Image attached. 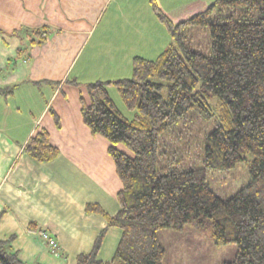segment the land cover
Returning <instances> with one entry per match:
<instances>
[{"label": "trees", "instance_id": "16d2710c", "mask_svg": "<svg viewBox=\"0 0 264 264\" xmlns=\"http://www.w3.org/2000/svg\"><path fill=\"white\" fill-rule=\"evenodd\" d=\"M148 2L173 42L155 60L134 57L131 77L87 85L90 104L82 107L84 123L111 143L108 152L123 185L116 215L92 205L87 211L102 214L109 227L122 231L113 262L164 264L167 253L159 232L183 231L195 223L210 226L216 240L237 244L236 258L224 264H264V0H215L177 24L157 0ZM193 27L209 28L208 54L186 44ZM51 33L48 26L28 29V47L44 45ZM111 86L134 113L131 118L118 109ZM16 87L0 88V95L9 96ZM211 96L225 100L231 125L208 135L206 169L161 172V158L167 154L161 150V136ZM25 152L39 163L59 155L45 129L28 141ZM243 161L250 182L231 198H221L205 171L232 170ZM106 234L107 229L99 233L77 264H108L98 259ZM12 240L0 242V264H24L11 248Z\"/></svg>", "mask_w": 264, "mask_h": 264}, {"label": "crops", "instance_id": "0c3cea01", "mask_svg": "<svg viewBox=\"0 0 264 264\" xmlns=\"http://www.w3.org/2000/svg\"><path fill=\"white\" fill-rule=\"evenodd\" d=\"M135 2L0 0V88L17 86L0 95V242L13 238L24 264H77L105 229L98 259L116 264L122 231L87 207L116 215L123 185L111 143L92 134L82 107L90 104L89 83L131 77L133 58L154 51V12L148 0ZM157 2L164 11L166 0ZM134 11L143 13L139 21L130 19L138 17ZM44 26L52 29L48 41L28 47L27 30ZM41 129L59 150L51 162L25 152ZM44 232L57 242L55 251Z\"/></svg>", "mask_w": 264, "mask_h": 264}, {"label": "rangeland", "instance_id": "374dc122", "mask_svg": "<svg viewBox=\"0 0 264 264\" xmlns=\"http://www.w3.org/2000/svg\"><path fill=\"white\" fill-rule=\"evenodd\" d=\"M135 1L141 5L144 0ZM214 1L166 0L162 12L177 24L206 10ZM134 14L138 17L130 15V19L139 21L143 13ZM147 17L144 16L145 22ZM149 22L155 41L154 51L150 52L147 60H155L173 41L155 14L153 18L150 16ZM187 37L186 44L192 49L204 54L209 53L211 36L208 27H193L187 32ZM153 80L160 81L158 78ZM110 92L118 109L127 118H131L134 113L123 104L117 90L110 89ZM230 120L231 114L223 98L206 97L203 105L191 109L185 118L161 136V150L167 154L162 155L159 170L165 173L176 167L206 169L207 137L218 126L228 129L231 125ZM205 173L211 189L223 199L231 198L250 182L248 165L245 161L232 170L207 169ZM159 238L167 253L164 264H224L233 261L238 251L236 243L216 240L210 226H200L195 223L187 225L183 231L162 229ZM116 264L121 263L117 261Z\"/></svg>", "mask_w": 264, "mask_h": 264}, {"label": "built area", "instance_id": "2783aa9c", "mask_svg": "<svg viewBox=\"0 0 264 264\" xmlns=\"http://www.w3.org/2000/svg\"><path fill=\"white\" fill-rule=\"evenodd\" d=\"M42 237L45 241H47L49 243V246L53 249V251H55V249H57V242L55 241V239L51 238L48 233L44 232L42 234ZM58 252L59 251H57V253Z\"/></svg>", "mask_w": 264, "mask_h": 264}]
</instances>
